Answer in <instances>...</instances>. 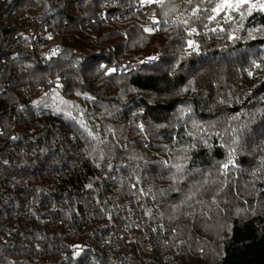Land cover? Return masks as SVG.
I'll use <instances>...</instances> for the list:
<instances>
[{
	"label": "trees",
	"instance_id": "1",
	"mask_svg": "<svg viewBox=\"0 0 264 264\" xmlns=\"http://www.w3.org/2000/svg\"><path fill=\"white\" fill-rule=\"evenodd\" d=\"M81 1L84 5L82 12L77 15L71 8L70 0H62L61 3L58 0H13L12 2L0 0V54L9 55V58L13 60L7 69L0 70V75L11 79L13 83L11 91L5 95L0 94V128L2 127L3 131L0 134V141H2V143L0 142V264H91L92 260L87 257H80V261L70 255L61 259V254L70 252L68 249L72 240L64 221L71 219L68 213L61 212L56 206L59 207L62 203L58 199L64 198L63 196L84 197L85 195L91 196V194L101 198L106 197L108 202L116 199L121 204L129 200L133 205H147L144 206L145 211H142L145 214L151 206L153 218L157 219L159 216L160 220L164 222V226H167L166 231L157 237L158 232L152 231L149 225L144 224V228L141 227L139 231L138 241L133 249L122 250V252L124 251L122 264H131L132 262L133 264H195L191 261L188 262L189 256L195 254L199 258L203 257L206 255L207 249L200 254L196 251V248L199 247L201 250L206 244L202 245L201 240L196 237V234L201 230L197 227V230L194 229L192 220L193 218L201 219L202 213L199 211V205H205L204 208H206L208 203L202 202V195L193 185L194 175L197 172L203 175L202 171L205 172L207 169L213 168L216 163L221 164L227 159L225 151L227 133L216 128L218 135H213V140L207 143L198 136L194 138V131L188 130L186 124L177 122L179 118L176 116V111L181 105L184 106L187 103L199 119H206L211 117L216 110H227L229 105L226 106V104L230 100L229 98L233 99L232 110L240 111L248 98L252 99L258 94L259 96L264 95V69L261 70L263 64L256 68L259 77H257L255 86L251 87L250 83L253 80L245 71L248 62L260 64L262 61L261 59L242 60V53L239 51L242 48L239 47L241 43L232 47L226 45L223 48L215 49L214 46L209 47L208 50L203 48L201 55L192 54L186 61H182L178 55L167 54L169 53L167 49L171 47L169 41L172 36L164 32L162 36L165 34H167L166 38L170 36L166 43L161 42L165 37H161L155 43H149L143 39L141 43H134L132 46L127 43L130 51L135 49L138 54L141 52L143 57L146 56L148 50H153L152 46L161 47L163 51L161 61L154 66H142V69L153 68V71L142 72L131 68L128 73L106 74L107 67L98 69L99 65L104 63L111 65L114 54L118 56L124 53L125 44L115 43L119 36L118 30L102 31L93 38L85 28V24L88 18L97 16L96 14L100 11H104L107 18L110 19L123 12L124 8H131V3L123 2L113 5L111 0H93L95 3L90 4L88 2L91 0ZM262 1L264 2V0ZM51 14L54 15L55 23L52 27H47V32L50 34L58 30L64 44V51L51 56L48 65L42 66L30 60V50L27 47L25 34H28L33 27H39L38 19L47 23ZM132 17L133 15L130 16V18ZM205 18L206 16L202 12V17L197 20ZM245 22L252 24L251 26L258 24L257 27H264V12L252 13ZM162 23L163 18L161 26ZM138 27L135 23L130 22L125 29L137 35L140 33ZM162 30L161 28L158 35ZM176 37L174 36V40ZM178 38L180 41L182 40L180 37ZM257 42L250 43L248 50H252L251 52L259 54V56H264V43ZM72 50L82 53V60L73 57ZM90 60L93 61V65H91L94 69L93 75L85 79L81 72H87L84 67ZM172 60L176 62L166 71L155 70L159 64ZM207 61H211L212 65L217 63L215 69H218L219 72L218 80L211 81L208 75L211 71H207L196 78L198 84L207 89L188 88L186 93L181 92L188 84L194 82L188 75V71L186 74L184 70L193 69L197 65L206 66ZM18 62H23L22 65L27 66V69L24 68L25 72L16 64ZM48 68L56 70V74L67 76L69 84L77 79L76 82L82 85L81 87L88 86L86 93L96 96L100 107L106 103L108 107L114 108L108 111V118L112 117L111 119L115 120L118 118V121L121 122L125 121L131 113L136 112V117H141L143 120L155 121L157 125L165 123V127L159 130L160 138L168 142L172 150L176 146L189 144L191 151L188 165L185 168L181 167L182 170L173 166L165 167L159 163L161 162L159 160L150 161L149 165L139 162L137 168L131 165L132 169L128 170L127 166L124 168L120 166L122 172L112 171L108 174L106 169H97L92 166L91 159L93 158L88 156V158H82V162L80 161L81 169L72 170L68 166H63L66 172L64 170L62 172L53 165L50 167L51 169L40 173L39 166L50 161V157H54V154L57 157L67 155V153H62L65 141L49 145L48 138L52 135L55 136L61 123L65 125L64 128L71 129L72 125L69 122H74L71 116L65 119L58 114L45 113L44 110L37 117L40 111L34 112L29 93H34V84L41 81L39 73ZM77 71L80 73L77 74ZM253 78L255 79L254 76ZM120 81H123L125 86L121 88V91L118 89L117 92V88L121 87ZM237 81L239 84L241 82L243 84L232 85L234 82L238 83ZM74 86L76 91L80 90L77 84ZM123 93L129 98L127 101H122L121 94L123 95ZM141 93H154L162 96L163 99L160 102H150ZM15 97L17 100L20 97L27 107L25 111L30 112L18 120L25 129L19 134L10 136L11 122L7 118L6 112L9 109H16L18 102H9V98L16 99ZM19 102L21 101L19 100ZM221 102H224L225 106ZM246 106L248 107V105ZM126 110L128 111L126 112ZM161 116L165 120L160 118ZM176 122L177 125H175ZM7 123L10 127H7ZM31 129H34L35 133L29 131ZM68 131L70 132V130ZM227 132L231 133L232 131ZM64 134L65 140H68L69 133L67 134L65 131ZM17 136L21 138L19 141H17ZM75 136V138L78 137ZM84 140L79 138L76 142V144L79 143V149L87 144ZM70 141L72 142V140ZM92 145L95 146V144ZM139 146L144 151H139V153L148 155L152 150V145L144 147V143H140V141L132 143L130 148L137 151ZM167 147H164V150ZM240 149L247 151L244 148ZM64 150L68 151L69 148ZM103 156H106L104 161L115 159L112 155L101 153L100 157ZM242 158L241 162H246V157ZM3 159H6V163H3ZM35 170L38 171L35 172ZM211 177L214 178L212 184H217L215 176ZM221 178L223 179V176ZM217 181L219 184L218 178ZM153 183L156 185L153 186ZM165 183L170 185L167 187ZM223 183L225 184L224 179ZM88 185L91 187L89 190L85 187ZM72 189H76L77 192H73ZM155 189L159 190L160 195L158 193V198H155L157 202L154 201V204L151 205L148 197L152 198L156 192ZM218 193L215 198H213V192L208 191L206 195L210 202L217 199L220 205L222 194ZM169 199L178 203L173 205L170 202L172 204L170 208L162 209L161 205H165L164 202ZM180 199L186 200V204L179 205ZM213 205L215 207L214 203ZM218 208L223 207L218 206ZM218 208L216 206V213L219 212ZM58 215H62L66 219L61 218L62 220H60L57 218ZM157 220L161 226V222L159 219ZM81 221H84L80 225L83 228L90 224L91 219L87 218ZM97 222L99 221H96L95 224ZM101 224L103 223L95 225L94 233L99 232V227L101 228L100 233L102 232L103 226H99ZM107 233L109 234V232ZM205 234L201 233V236ZM206 241H211V239ZM216 244L219 256L216 257L217 260L212 257L213 261L207 264H264V213L245 220H235L231 225L229 235L221 242L217 241ZM102 250L101 247L93 248L90 253L99 258L101 264H113L108 255L102 254Z\"/></svg>",
	"mask_w": 264,
	"mask_h": 264
},
{
	"label": "rangeland",
	"instance_id": "2",
	"mask_svg": "<svg viewBox=\"0 0 264 264\" xmlns=\"http://www.w3.org/2000/svg\"><path fill=\"white\" fill-rule=\"evenodd\" d=\"M58 2L61 3L62 0H58ZM70 2L71 8L74 9V12L77 13V15L80 14L82 12V6L84 5V3H82L81 0H70ZM88 3H95V1L91 0ZM221 3L222 0H191V2H189V0H163L162 4L158 3L160 15L163 18V23L161 26L163 30L160 35H151L145 33L144 30H142L143 28L136 16H133L132 18L127 20H119V24H114L112 22V18H110L108 19L107 23L103 25L101 30L91 27L89 29L86 22L85 28L88 29L93 38H95V36H97L102 31L114 29L116 31L118 30L117 34H119L118 38H116L115 40V43L121 42L125 44L123 47V54L118 56L117 54H114L112 57L113 59L111 65L110 63H107L108 65L104 63L103 65H99L98 69L107 67V71H105L106 74L113 73L115 68L113 65H115V62L130 63L131 61V68L134 70H141L142 72L153 71V68L142 69V66L139 65L140 60L143 58L142 54H140L141 52L138 54V52L132 48L131 49L133 51H130L127 43L132 46L134 45V43H141L142 39L146 40L149 43H155L156 40L161 39V37L163 38L165 37V35L167 36V34L162 36L164 32H167L171 34L170 36H172L171 41H169L170 36L167 38L165 37V39L161 40L162 43H166L169 41V46L171 45V47L167 49L169 53H166L169 55H178V57L182 61H186L187 58H190L192 56V54L201 55L203 48L205 50H208L209 47L214 46L215 49L218 47L223 48L226 45L232 47L236 44L238 46L239 43H241L239 47L242 48L239 51L240 53H242V60L247 59L246 61H248V59H261L262 61H260V64L256 62H248V70H245L247 71L246 73H248L249 78H252L253 80L251 83H248H250L251 87L253 85L255 86L257 83V77H259L258 73L256 72V68L261 67L259 65L263 64V68L261 67V70L264 69V58H262L264 56H259V54L251 52L252 50H248V48L250 43H255L257 41H262L264 43V27H257L258 24L255 26H251L252 24H248L245 21L254 12H264L260 7L261 4H264V2L262 0H248L247 3L241 4L238 8L235 6L231 8H222L218 13H214L212 9L216 7L217 4ZM253 5H255V7H253ZM194 9H198L195 15L193 14ZM202 12L204 13V16H206V18L198 21L197 19H200L202 17ZM194 16L198 18H195ZM213 16L215 18L210 19V17ZM50 18H52V23H55L53 20V14H51ZM130 22H133L139 26V34L136 35V33L128 32L125 29ZM52 26L49 25V27ZM193 29L195 31H193ZM55 34L56 35L53 37L55 41L53 42L61 43L63 45V50L61 52H63L64 44L62 39L60 38L58 30L55 31ZM174 36H177L175 40ZM178 37H180L182 40L180 41ZM190 38H192L193 44H196L199 47L198 52H193L189 48H187L189 45L188 39ZM175 43L178 44L176 45ZM152 48L153 50H148L146 56L151 54H157L161 56L163 54L161 47L152 46ZM97 52L100 53V51ZM72 56L78 59L83 58V54L75 50H72ZM32 62L36 63L35 60H33ZM175 62L174 60L170 62L165 61L159 64L155 70L160 72L166 71L168 67H172L173 63ZM22 63L23 62H18L16 64L20 68H23V72H25L27 66L22 65ZM211 63V61H207L206 66L200 67L199 65H197L193 69L184 70L186 74L188 71V75H190V78L194 82L188 84L185 88H183V91L181 92L186 93L188 91V88H192L194 90L205 88H202L198 84V80H196V78L203 75L207 71H211L208 73L211 81L218 80L219 72L218 69H215L217 67L215 66L217 65V63L215 65H212ZM91 65H93V61L91 60L88 64H86V66L84 65V69L86 68L87 72H81V75H83L85 79L93 75L92 72L94 71V69L93 66L91 67ZM252 65L254 66V68ZM130 71L131 70H128L127 73ZM56 72L57 71L53 68H48L39 73V80L41 81L34 84V93H29L31 95L32 107L34 109V112L38 113V111H40L37 117H39L41 112L45 110V113L51 112V114L53 115L58 114L65 119L66 117L71 116L72 119H74V122H69V124L72 125L71 129L68 127L64 128L65 125L61 123L60 129L56 130L55 136L52 135L47 140V143L49 145H56L62 141H65V148H63L62 150L63 152L60 150L59 152H62L64 154L67 153V155L65 156L66 158L62 156L57 157L56 154H54V157H50V161H48L44 165L39 166L38 170H40V173L51 169L50 167L53 165L55 167H58V169L62 172L63 170L66 172L64 168L66 166L70 167L72 170L81 169V162L83 161L82 158H88V156L93 158L91 159V165L95 167L97 166V169H106L105 171H108V174H110L112 171L122 172L121 167L124 165L127 167L132 165L134 168L135 166L137 168L139 162L149 165L150 161L154 162L159 160L161 161L159 163H161V165H165V167L173 166L174 168L180 169H182L181 167L185 168L188 165L191 151V147L189 146V144L176 146L175 149L172 150L170 149V144L160 138L159 130L165 127V123L162 122L163 125H157L155 124V121L149 122L148 119L143 120L141 117H136V112L131 113L129 117H126L125 121L122 120L121 122L118 121V118L116 120L111 119L112 117L108 118V111H111L114 108H111L110 106L108 107L106 103L102 104V107H100L97 97L88 95V93H86L88 86L81 87L82 85L76 82L77 79L69 84L67 76L64 77L63 74L59 75L60 73L56 74ZM78 73H80V71H77V74ZM117 73L123 74L119 72V70ZM223 73H225V71H223ZM253 76L255 77V79L253 78ZM57 77L61 79L60 83L61 87L63 88L61 89L65 90V92H60V89L53 88L58 84L57 82H53V79ZM120 82L121 87L117 88V92L118 89L119 91H121V88L125 86V83L123 81ZM228 82L230 83V81ZM237 82L238 83L234 82L232 85L237 86L239 84V81ZM74 84H77L80 90L76 91ZM241 84L243 83L241 82L239 85ZM22 86L21 88L24 87ZM52 88L55 90H53ZM12 89L13 87L10 89V91ZM5 94L6 93L2 95ZM141 94L144 95L150 102H160L163 99L162 96H158L154 93ZM121 99L122 101H127L129 98L125 95V93H123V95L121 94ZM229 99L230 100H228V103L226 104V106L229 105V107L226 108L227 110H216L211 117L206 119H199L196 113L191 107L187 105V103L184 104V106L181 105L176 111V116L179 118L178 120V118L176 117V119L178 120L177 122L186 124V128L188 130L194 131V138L198 136V138L203 139V141L207 143L213 140V135H218V133H216V128H220L223 133H227V138L225 139L227 143V146L225 144L227 159L224 160V162L221 164L219 162L216 163L213 168H210L209 170L207 169L205 172L202 171L203 175L198 172L194 175L195 178L193 185L196 187V190L198 189L200 194L202 195V202L205 201L206 203H208V206H206V208H204L205 205H199V211L202 213V216L200 217L201 219L193 218L192 220V226H194V229L197 230V228H199V230H201L196 234V237L201 240L200 242L202 243V245L203 243L206 244L203 245V248L201 250L199 249V247L196 248V251H198L200 254L203 252V250L207 249L206 255L200 258L195 254L192 255L190 253L191 255L189 256L188 262L191 261L195 264L211 263V261H213V258L215 259L217 256H219V254L217 253L218 250L216 247V242H221L229 235L231 225L235 220H245L252 216L258 215L259 213H264V95L259 96L258 94L255 95L252 99L248 98L246 104H243L241 110L237 112L232 110L234 107L231 105L233 99ZM19 100L22 102L20 97H18V100L17 98H9L10 103L11 101H17V105H20L21 103L19 102ZM221 104L225 106L224 102H221ZM246 105H248V107ZM127 111L128 110H126V112ZM27 112L30 111L23 110V112L17 113L13 117V119H10V136L19 134L25 129L22 123L18 120L21 119V117L27 116ZM160 118L164 119L163 116H161ZM67 120L69 121V119ZM177 122L175 125L178 124ZM7 127H10L8 123ZM68 130H70V132ZM229 130L232 132H227ZM29 131L35 133L34 129H31ZM65 131L67 132V134L69 133L70 137L67 138L68 140H65ZM2 132L3 131L1 127L0 134ZM220 133L219 135L222 136ZM75 135H77L78 137L75 138ZM188 135L190 136L191 133ZM79 138L83 140L86 138V140L84 141H86L87 144L82 149L78 148L79 143L76 144ZM20 139L21 138L17 136V141H19ZM69 139L72 140V142ZM229 139H231V141H229ZM135 141L144 143V147L152 145L151 152L148 153V155L147 153H139V151L144 152L143 148H140V146L137 151H133L130 146L132 143L134 144ZM0 142L2 143V141ZM92 144H95V146ZM166 146L168 147L164 150V147ZM239 147L247 149V151L241 150ZM68 148V151L64 150ZM229 148L230 150H228ZM101 153L108 156L112 155L115 159L111 158V160L109 161H104V158H106V156L100 157ZM242 157H246V162H241V159H243ZM225 165H227L226 168ZM61 166L62 168H60ZM38 170H35V172ZM139 172H141V170H139ZM211 176H215L217 184H212V180H214V178ZM221 176H223L225 184L223 183V179L221 178ZM217 178L219 180V184ZM154 184L155 183H153V186L156 185ZM169 185L170 184L165 183V186L168 187ZM158 186L160 187V185ZM87 187L88 189H91L89 185ZM218 189L219 191H217ZM155 191V193L153 191L154 194L152 195V198L148 197V199H150L149 201L151 205L154 204L153 202L155 201V198H158L159 190L155 189ZM208 191L213 192V198L218 196L217 192H219L218 194H222L220 205L219 201L217 199H214L212 201L215 204L214 207L213 203L210 202L208 196L206 195V192ZM36 194L39 195V193ZM63 197L65 199H58L59 202L62 201L58 209L63 213H68V215L70 216V221H64L66 227L79 228L82 224L81 222L84 223V221L75 218L76 207L80 205L85 206V212L87 213L85 217L91 219V221H89L90 224H88L89 229L84 231V238L81 240L79 239L78 243H87L86 238L90 236L91 240L95 238L98 243H101L103 240H105V238H108L106 237L104 229H102L101 233L100 227L98 230L99 232L94 233L93 230L95 225H97L98 223H103L99 225L103 226V228H108L106 223H108L109 225L116 223V218H113L116 215L113 212L117 207V204L114 201L108 202L106 197H100V201L97 202V196H94L92 194L91 196L85 195L84 197L77 195ZM180 200L181 201H179V205L186 204V200ZM156 202L157 201H155V203ZM170 202H172L173 205H176V203H178L169 199L164 202L165 205H161V208H170L172 205ZM118 204L128 206L131 205L127 200L125 204ZM216 206L217 208L218 206H222L223 208H218L219 212L216 213ZM103 210H105V213ZM212 210H214L215 212H213ZM57 218H60V220H62L61 218L66 219L65 217H62V215H58ZM157 219H159V222H161L162 224L161 227H159L157 234V237H160V235L163 234V229L164 231H166L165 229H167V226H164V222L160 220L159 216H157ZM96 221L99 222L95 224ZM201 233L206 234L201 236ZM110 235L112 236V233H110ZM208 239H211V241H206ZM88 245L91 246L92 244ZM94 248L97 249V247ZM68 255H71L70 252L61 254V259ZM80 255L82 256V258H90L92 260V263H95L96 261L95 256L91 253L85 252ZM80 255L75 259H79L80 261ZM131 264H133V262Z\"/></svg>",
	"mask_w": 264,
	"mask_h": 264
},
{
	"label": "built area",
	"instance_id": "3",
	"mask_svg": "<svg viewBox=\"0 0 264 264\" xmlns=\"http://www.w3.org/2000/svg\"><path fill=\"white\" fill-rule=\"evenodd\" d=\"M12 2L13 0H9ZM113 5H116L118 3L123 2H130L131 8H124L123 12L118 13V15L112 17V22L114 24H119V20H127L130 18L131 15L136 16L139 21L140 25L142 26L143 30L147 34L156 35L159 34L161 31V22L162 17L160 15V9L159 4L156 2V0H153V2L149 3L148 0H111ZM124 7V6H123ZM108 18L104 11H100L97 16L90 17L87 19V26L95 29H102L103 25L107 23ZM39 27L32 28L28 34H25V37L27 38V47L30 50L29 56L30 60H35L36 63H39L40 65H47L49 62V59L51 56L57 55L61 53L63 50V45L55 41L53 37L54 34H49L47 32V27L49 25H53L52 18L47 20V23H45L43 20L38 19L37 20ZM44 26V27H43ZM145 28L152 29L150 32H146ZM191 42V43H190ZM56 43V44H53ZM188 47L193 52H198L199 47L196 44H193L192 38L188 39ZM18 49H20V46H18ZM15 55V54H14ZM9 55L0 54V70L7 69L10 63H13V60L9 58ZM15 57V56H14ZM81 58V57H80ZM82 60V59H79ZM161 61V56L157 54H151L148 56L143 57L139 65H148V66H154L158 64ZM129 62H115V65H113L114 72L119 70L121 73H126L128 70L131 69L132 63ZM115 72V73H117ZM61 79L59 77L53 79V82H57V86L53 87L55 89H60V92H65V90H62L60 83ZM52 82V81H51ZM13 83L12 80L9 78H4L0 75V94H4L10 91L12 88ZM52 88V89H53ZM62 88V89H61ZM53 89V90H55ZM27 107L24 102H21L20 105L16 106L15 110L9 109L6 112V116L9 119H13V117L20 112H23ZM3 163H6V159L2 160ZM93 166V165H92ZM97 167V166H96ZM125 165L123 166V168ZM128 170L131 168V166L127 167ZM87 190L88 187L85 186ZM76 189H72L73 192ZM97 196L98 201H100V197ZM65 199V198H64ZM129 203L130 201L127 200ZM117 204V207L114 210V214L116 215L113 218H116V223L109 225L106 223L108 228H103L105 230L106 237L105 240H103L101 243H98L95 238L91 240V236L86 238L87 243H78V240L84 238V231L89 229V226L86 227H79V228H72L68 227L67 231L70 235V238L72 242L69 245L70 250V256L73 258H76L82 253H90V251L94 247H101L103 250L102 254H106L111 259V262L113 264H122L123 262V252L122 250H129L133 249L134 245L137 243V238L139 236V231L141 230V227L144 228V224H147L150 226L152 231L159 230V227H161L158 223V220L151 215L152 210L150 207L148 208L147 213H142V211H145V207L147 205H119L118 200L115 199L114 201ZM121 204V203H120ZM125 204V203H124ZM57 208L58 205H56ZM76 207L75 210V218L79 220H83L85 215L87 213L85 212V206L80 205ZM105 213V210H103ZM109 232V234L107 232ZM115 232V233H114ZM164 233V229L162 231ZM112 233V236L110 235ZM82 234V235H80ZM98 243V244H97ZM88 244H92L89 246ZM92 248V249H91ZM120 251V252H119ZM80 257H82L80 255ZM96 258L95 263L91 264H101L99 258Z\"/></svg>",
	"mask_w": 264,
	"mask_h": 264
},
{
	"label": "snow or ice",
	"instance_id": "4",
	"mask_svg": "<svg viewBox=\"0 0 264 264\" xmlns=\"http://www.w3.org/2000/svg\"><path fill=\"white\" fill-rule=\"evenodd\" d=\"M148 2L151 3V2H153V0H148ZM156 2L162 4L163 0H156ZM189 2H191V0H189ZM247 2H248V0H222V3L221 4H217L216 7H214L212 9V11L214 13H218L222 8H231L233 6L238 8L241 4H244V3H247ZM253 7H255V5H253ZM260 7H261V10L264 11V4H261ZM197 11H198V9H194L193 10V14L195 15V13ZM214 18H215L214 16L210 17V19H214ZM185 23H186V21H185ZM145 31L146 32H150V31H152V29L145 28ZM193 31H195V30L193 29ZM226 167H227V165H225V168Z\"/></svg>",
	"mask_w": 264,
	"mask_h": 264
}]
</instances>
